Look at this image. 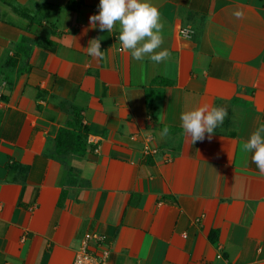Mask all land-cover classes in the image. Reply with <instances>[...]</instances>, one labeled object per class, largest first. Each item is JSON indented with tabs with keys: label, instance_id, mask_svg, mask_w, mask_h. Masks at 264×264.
Listing matches in <instances>:
<instances>
[{
	"label": "crops",
	"instance_id": "obj_1",
	"mask_svg": "<svg viewBox=\"0 0 264 264\" xmlns=\"http://www.w3.org/2000/svg\"><path fill=\"white\" fill-rule=\"evenodd\" d=\"M152 2L159 64L91 26L99 0H0V264H73L84 242L105 264H264V175L242 150L264 125V0ZM204 104L227 115L193 144L179 116Z\"/></svg>",
	"mask_w": 264,
	"mask_h": 264
},
{
	"label": "clouds",
	"instance_id": "obj_2",
	"mask_svg": "<svg viewBox=\"0 0 264 264\" xmlns=\"http://www.w3.org/2000/svg\"><path fill=\"white\" fill-rule=\"evenodd\" d=\"M98 9L97 13L89 17L91 26H98L100 31L111 32L118 24L117 38L122 49L130 52L132 59L143 61L147 56L157 64L168 59L170 52L161 48L163 23L160 11L152 0H99ZM232 15L240 19L243 11L236 9ZM86 48L89 56L98 60L105 59L98 39L91 40ZM226 115L227 110L223 106L209 104L185 110L179 116L182 134L190 138L193 144L204 140L206 134L211 139ZM167 133L168 129H164L163 134ZM242 150L251 154V162L264 175V125L248 135L242 144Z\"/></svg>",
	"mask_w": 264,
	"mask_h": 264
},
{
	"label": "trees",
	"instance_id": "obj_3",
	"mask_svg": "<svg viewBox=\"0 0 264 264\" xmlns=\"http://www.w3.org/2000/svg\"><path fill=\"white\" fill-rule=\"evenodd\" d=\"M57 145L59 150L70 151L78 156H83L86 151V144L83 135L71 130H61L58 136Z\"/></svg>",
	"mask_w": 264,
	"mask_h": 264
},
{
	"label": "built area",
	"instance_id": "obj_4",
	"mask_svg": "<svg viewBox=\"0 0 264 264\" xmlns=\"http://www.w3.org/2000/svg\"><path fill=\"white\" fill-rule=\"evenodd\" d=\"M183 34H189V31H182ZM147 152V149H146ZM155 153V152H154ZM89 237H86L88 239ZM87 244L84 242L77 252V257L73 264H105V261L100 258H95L86 253Z\"/></svg>",
	"mask_w": 264,
	"mask_h": 264
}]
</instances>
